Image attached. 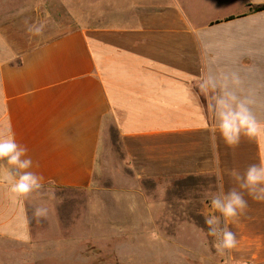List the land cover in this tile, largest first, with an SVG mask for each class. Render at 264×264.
I'll use <instances>...</instances> for the list:
<instances>
[{
    "label": "crops",
    "instance_id": "1",
    "mask_svg": "<svg viewBox=\"0 0 264 264\" xmlns=\"http://www.w3.org/2000/svg\"><path fill=\"white\" fill-rule=\"evenodd\" d=\"M95 1L77 20L84 1L70 0L71 22L43 0L0 12V132L11 125L43 188L66 191L94 189L114 136L120 170L153 191L91 194L103 203L84 210L69 194L57 200L72 211L55 204L37 222L32 207L46 196L15 198L0 168V264H264V194L246 195L230 223L238 245L217 260L206 256L214 210L203 195L264 161V136L230 147L210 135L221 93L264 122V10H253L264 0H103L118 17L103 14L102 26Z\"/></svg>",
    "mask_w": 264,
    "mask_h": 264
},
{
    "label": "clouds",
    "instance_id": "2",
    "mask_svg": "<svg viewBox=\"0 0 264 264\" xmlns=\"http://www.w3.org/2000/svg\"><path fill=\"white\" fill-rule=\"evenodd\" d=\"M201 87L202 90L214 91L216 85L206 81ZM210 108L216 124L210 133L212 138L219 133L223 142L231 147L239 144L242 135L250 139L264 136V122L259 121L251 107L236 95H216ZM27 151L26 147L17 143L11 125L7 133L0 132V168L5 170L4 179L9 183V191L14 197L25 200L33 195L40 196L44 190L42 177L29 170L33 162L27 157ZM227 174L236 186L225 191L223 183L218 182L215 191L209 188L203 193L214 210L213 214L205 217L207 235L215 238V247L221 253L233 250L238 245L237 234L231 230L230 223L237 222L246 213L249 207L246 195L259 199L264 194V161L249 165L243 173L232 169ZM32 208L33 218L37 222L46 218V207L34 205Z\"/></svg>",
    "mask_w": 264,
    "mask_h": 264
},
{
    "label": "rangeland",
    "instance_id": "3",
    "mask_svg": "<svg viewBox=\"0 0 264 264\" xmlns=\"http://www.w3.org/2000/svg\"><path fill=\"white\" fill-rule=\"evenodd\" d=\"M39 0H2L5 7L0 8V12H6L8 14L16 13L24 8V6L38 2ZM83 3H78L77 7L79 9H76L77 12L75 16L77 17V20L82 18H87L88 11H87V3L86 0H83ZM44 3H47L52 12L59 18L60 21L67 22L72 21L73 17L71 15L70 10V0H43ZM2 3H0L1 5ZM107 3H103V0H96L95 1V9L89 10V13L91 15H94L96 23L95 26H102L103 25V14L107 16L106 20L117 19L118 15L116 14L117 9L112 8V6L109 8H105L104 5ZM114 4V3H112ZM108 5V4H107ZM115 12V13H113ZM102 144V143H101ZM117 140L114 136L110 138V145L106 151V158H107V168L102 167V163L99 161L100 157L97 162L96 166V172H95V183L93 185L94 189H86V190H78V191H66V190H60V189H54L52 187H44L42 195L46 196V199L43 201H39L40 206H44L47 209H54L55 204L60 205V203H64V207L68 206L70 203L68 201L63 200H57V199H68V195L72 194L76 196V201L73 203L75 208H78L79 210H84L85 208H88L89 205H99L103 203L102 201H91L89 200L92 198L91 194H119V193H151L153 191V185L150 182L146 183H139V182H133L132 176L126 169L120 170V159L117 153ZM103 154V144L100 146V152L99 155L101 156ZM122 164V163H121ZM123 165V164H122ZM128 182V183H126ZM105 208L108 209H117L111 201L106 199ZM115 203H119L117 200L114 201ZM63 207V208H64ZM69 207V206H68ZM65 209V208H64ZM59 209L62 212L65 211H72L71 207L67 209ZM205 236L210 244V246L206 249V256L207 258H216L218 255V251L214 248V237L208 236V226L206 225L204 227ZM220 253V252H219ZM208 264V263H203ZM225 264V263H223Z\"/></svg>",
    "mask_w": 264,
    "mask_h": 264
},
{
    "label": "trees",
    "instance_id": "4",
    "mask_svg": "<svg viewBox=\"0 0 264 264\" xmlns=\"http://www.w3.org/2000/svg\"><path fill=\"white\" fill-rule=\"evenodd\" d=\"M254 11H261V10H264V6H258V7H255L253 8Z\"/></svg>",
    "mask_w": 264,
    "mask_h": 264
}]
</instances>
